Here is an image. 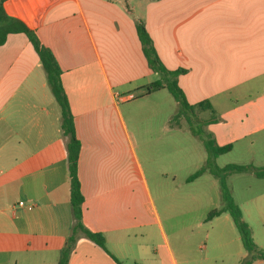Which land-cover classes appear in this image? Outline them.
Listing matches in <instances>:
<instances>
[{
  "label": "crops",
  "instance_id": "1",
  "mask_svg": "<svg viewBox=\"0 0 264 264\" xmlns=\"http://www.w3.org/2000/svg\"><path fill=\"white\" fill-rule=\"evenodd\" d=\"M3 6L36 31L59 64L82 146V221L102 234L110 253L79 236L68 264H241L251 257L228 213L196 225H209L206 244L212 242L218 254L195 257L184 229L170 235L159 203L186 184L192 187L178 194L197 204L196 187L213 176L208 152L170 115L164 137L177 127L189 132L199 162L193 173L206 171L192 182L193 173L181 180L164 171L153 185L141 158L148 157L151 142L138 125L130 130L128 121L136 123L142 108L155 116L152 99L167 89L147 94L148 86L172 80L144 55L136 31L143 22L164 68L184 71L176 82L187 102L213 106L214 114L198 113L203 120L218 118L205 131L219 146L232 145L227 155L242 143L250 152L251 140L264 136V0H4ZM61 117L32 43L25 34H10L0 47V264H58L72 234L69 139ZM172 149L170 144L168 157ZM171 178L177 190L166 194ZM19 202L33 210L15 209ZM252 202L248 211L240 207L256 241L257 230L264 234V194ZM198 204L209 213L217 207Z\"/></svg>",
  "mask_w": 264,
  "mask_h": 264
},
{
  "label": "rangeland",
  "instance_id": "2",
  "mask_svg": "<svg viewBox=\"0 0 264 264\" xmlns=\"http://www.w3.org/2000/svg\"><path fill=\"white\" fill-rule=\"evenodd\" d=\"M151 106L157 109V114L155 116L150 114L149 108H142V115L138 117V121L135 120L136 123L128 121L130 130H132L133 124H135V126L138 125L145 134L144 138L151 142L149 143V151H147L148 157L146 158L144 153H141L144 170L153 185L156 182L154 178L157 177V174L164 171L174 172V174L182 180L186 176L192 174L196 165H199V162L195 161L197 152L194 149V145L196 144L194 141L196 140H194L195 138L189 132L183 130L181 127H177L179 129L174 128L171 137H164L165 134H170L162 131L165 121L168 120L170 115L175 114L176 116L179 110L174 96L168 90H162L154 96ZM198 113L195 116H191V123L195 128L200 127L197 122L202 120L201 115ZM180 123L186 128L189 127V124L184 118L177 121V125H180ZM159 138L162 140L158 141ZM251 141H255L256 143L255 146L250 149V152L245 153L243 149L244 144L242 143L235 148L233 153L217 159L215 165L221 169L228 165L251 166L254 167L256 171L264 169V136L258 135ZM168 142L171 144V149L173 147L172 156L169 157L167 156L169 151L168 147L170 145L167 144ZM140 152L142 151L140 150ZM209 178L207 183H205L207 179H203V187H196L197 192L201 193V199H196L197 204H191L190 199L182 198V194H178L192 187L190 186L188 188L189 185L186 186V184H184L179 191H176V193L178 192L176 196H167L163 202L159 203L161 217L163 218L167 231L171 235L174 231L182 232L184 229L181 235L185 238L192 237L190 238L189 248L192 250V254L195 257L200 258L218 254L217 251L212 250V242L206 244V232L210 228L209 225H204L201 229L196 226L202 223L207 215H209V210L199 209L200 206L198 202L201 203L203 206L202 208H205L207 204L209 206L213 204L217 205L216 209L222 208L223 206L220 181L215 176ZM215 182L217 184L216 186ZM226 183L236 204L243 206L246 211L253 208V199L264 194V178H258L252 172L229 174L226 177ZM177 184H174L172 178L169 179L167 181V186H164L167 192L166 194L171 193L174 189L177 190V188H175ZM167 204L170 206L169 208H165ZM191 230H193V232ZM256 237L257 242L254 240L255 243H258V246H264V234L257 230ZM170 239L172 240V245L175 246V248L178 247L179 242H177L175 237L171 236ZM230 250L232 256H236L238 248L235 244L230 246Z\"/></svg>",
  "mask_w": 264,
  "mask_h": 264
},
{
  "label": "trees",
  "instance_id": "3",
  "mask_svg": "<svg viewBox=\"0 0 264 264\" xmlns=\"http://www.w3.org/2000/svg\"><path fill=\"white\" fill-rule=\"evenodd\" d=\"M4 0H0V47L5 45L7 38L10 34H25L30 42L33 45L37 55L39 56L40 62L46 73L47 83L52 91L56 102L62 111L61 117V131L64 137H68L67 141V154H68V171L70 176V201L72 206V214L75 219V224L72 229V234L67 240L66 247L62 250L61 256L59 258L58 264H68V259L72 251L75 248V244L79 236H82L85 239L92 241L97 244L102 250L110 254L106 248L105 238L101 233H95L88 230L82 221V211L85 203L84 196L82 194L81 182L79 177V164L81 162V142L77 137L76 128L74 123V116L71 112L68 99L66 97V92L62 86L61 82V69L57 60L55 59L52 52L45 48L42 42L40 41L36 31L28 28L22 21L10 17L5 12L3 6ZM136 31L138 38L143 46V53L146 56L150 66L154 71L161 72L165 75L171 76L172 80L167 81L164 85L161 81L151 83L148 86L147 94L151 92H157L162 89H167L176 100V103L179 106L178 113L174 116L173 124L176 126L177 121L181 118L186 119L189 124L190 131L198 136L202 141L203 145L208 152L209 159L207 167H209L210 173L219 179L221 186V198H222V208L212 210L209 215L206 217V222L212 221L214 218L221 216L225 213L230 214L240 236L243 248L252 256L246 259L241 264H252L255 261L263 260L264 261V249L260 248L254 241L253 232L250 226L243 219V211L241 207L236 204L231 191L227 186L226 177L229 174L233 173H249L252 172L258 178H264V169L256 171L254 167L244 166V165H228L225 168L221 169L215 165V161L218 157L227 155L232 150V145H227L221 147L213 139L212 135L205 131V127L210 124L218 121L216 116L208 120H200V127H194L191 123L192 115H197L198 112H207L210 111L214 114L213 106L210 102L205 101L198 103L196 105H190L185 99V94L179 88L176 82V78L183 73L184 71H175L169 72L164 68L161 61L159 60L155 47L153 45L152 38L148 33L145 24L139 22L136 25ZM206 171L205 168L193 173L189 178L188 182H192L195 179L200 178ZM116 260V258L114 259ZM117 261V260H116ZM118 262V261H117Z\"/></svg>",
  "mask_w": 264,
  "mask_h": 264
},
{
  "label": "built area",
  "instance_id": "4",
  "mask_svg": "<svg viewBox=\"0 0 264 264\" xmlns=\"http://www.w3.org/2000/svg\"><path fill=\"white\" fill-rule=\"evenodd\" d=\"M17 208H28L29 210H33V207L31 205L27 206L25 203L23 202H19L17 204V206H15V209Z\"/></svg>",
  "mask_w": 264,
  "mask_h": 264
}]
</instances>
